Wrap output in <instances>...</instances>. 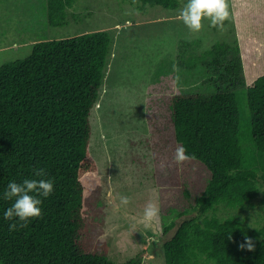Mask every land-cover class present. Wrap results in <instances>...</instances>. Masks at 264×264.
<instances>
[{
	"label": "trees",
	"instance_id": "trees-1",
	"mask_svg": "<svg viewBox=\"0 0 264 264\" xmlns=\"http://www.w3.org/2000/svg\"><path fill=\"white\" fill-rule=\"evenodd\" d=\"M46 1L51 26L64 25L76 2ZM137 1L166 9L181 3ZM113 44L108 31L42 40L27 58L0 67V264H141L140 255L125 262L110 259V244L101 239L102 225L94 220L105 205L91 148L92 114ZM200 45V40L183 42L179 65L188 71L204 68L214 91L171 95L172 135L157 146L163 229L168 233L176 227L162 244L164 262L264 264V224L253 227L238 215H208L219 206L244 207L260 192L264 209V74L248 84L239 43L218 41L203 51ZM240 92L246 93L257 152L250 159L241 145ZM175 145L194 156L184 162L193 169L189 175L173 160ZM36 168L54 180V192L41 198V217L10 231L14 221L6 220L4 211L12 201L3 193L12 181L40 179L33 175ZM245 237L254 251L240 249Z\"/></svg>",
	"mask_w": 264,
	"mask_h": 264
},
{
	"label": "rangeland",
	"instance_id": "rangeland-1",
	"mask_svg": "<svg viewBox=\"0 0 264 264\" xmlns=\"http://www.w3.org/2000/svg\"><path fill=\"white\" fill-rule=\"evenodd\" d=\"M186 2L181 0L177 8L166 9L137 0H76L68 9L66 23L51 26L46 0H0V67L27 58L44 39L96 31H108L114 37L101 98L92 114L91 148L99 163L100 203L105 205L94 220L102 225L101 239L109 242V258L115 262L140 255L141 264H165L162 244L176 230L164 232L155 181L157 146L169 142L172 135L170 96L214 91L207 84L204 68L188 71L180 67L182 43L200 40V51L218 41L239 43L248 84L264 74V0H228L223 29L211 27L206 20L200 32L190 31L176 18ZM239 102L241 145L250 159L257 152L245 92L239 93ZM176 148L170 151L174 153ZM178 169L184 175L193 172L185 163ZM206 175L203 171V179ZM261 195L244 207L219 206L208 215H238L259 227L264 224ZM122 196L130 199L127 206L121 204ZM149 200L157 202L160 215L145 226L140 217ZM195 215L178 218L176 224Z\"/></svg>",
	"mask_w": 264,
	"mask_h": 264
},
{
	"label": "clouds",
	"instance_id": "clouds-1",
	"mask_svg": "<svg viewBox=\"0 0 264 264\" xmlns=\"http://www.w3.org/2000/svg\"><path fill=\"white\" fill-rule=\"evenodd\" d=\"M192 32H200L204 27V22H210V26L223 29L224 22L228 18V0H187L184 6L178 9L177 17ZM194 159L189 155L187 149L178 145L175 149L173 160L176 164ZM161 167H165L164 164ZM33 175L40 179H24L21 183L15 181L7 185L3 193V198L12 201L10 207L4 211V218L14 221L9 225L10 231L17 228L26 227L31 219L42 216L41 198H48L54 192V180L46 179L47 172L43 168L34 169ZM130 199L126 196L121 197V204L127 206ZM160 208L154 200H149L145 205L140 217L141 223L145 226L152 224L158 219ZM18 218V222H15ZM228 239H232L231 234ZM240 249L254 251L253 241L245 237V243L240 244Z\"/></svg>",
	"mask_w": 264,
	"mask_h": 264
},
{
	"label": "crops",
	"instance_id": "crops-1",
	"mask_svg": "<svg viewBox=\"0 0 264 264\" xmlns=\"http://www.w3.org/2000/svg\"><path fill=\"white\" fill-rule=\"evenodd\" d=\"M44 40H46V39H44Z\"/></svg>",
	"mask_w": 264,
	"mask_h": 264
}]
</instances>
